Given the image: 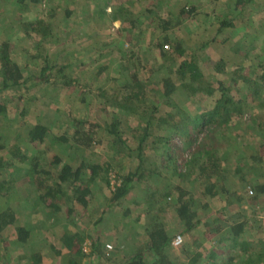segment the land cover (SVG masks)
Masks as SVG:
<instances>
[{"label":"trees","instance_id":"obj_1","mask_svg":"<svg viewBox=\"0 0 264 264\" xmlns=\"http://www.w3.org/2000/svg\"><path fill=\"white\" fill-rule=\"evenodd\" d=\"M51 1H66L69 6L64 11L59 10L55 6H47ZM73 1L75 0H17L20 6L13 9L17 16L14 13L5 14L6 18L16 20L14 22L23 30L29 45L36 46V55L29 56L27 63L39 66V73L37 77L35 72L32 73L27 67L22 66L23 59L14 57L12 43L7 39L8 34L3 35L1 32L0 94L7 90L15 92L17 94L15 100L18 101V106L22 105L21 115L24 118L32 102L40 99L39 96L31 95V89H36L39 85L37 80L41 84L55 81L65 90L75 85L83 99L95 95L96 110L106 117L107 128L90 121L86 112L83 118L77 110L72 111V116H67L68 120L59 133H53L48 120L46 122L39 118L32 120L31 123L27 121L28 126L23 138L29 144L27 148L16 143L11 146L0 143V173L9 167H17L18 164L23 165L27 162L30 164L27 174L21 179L14 177L7 182L6 180L0 182V246H3L4 251L7 250L5 232L10 227L17 233V242L27 244L30 241L35 230L31 224L20 222L21 214L29 210V213L35 214L34 216L36 213L45 215L46 221L38 219L36 223L41 225L51 223L50 220L53 218L58 220L59 214L69 205H73L68 210L69 215H75L76 206L88 207L92 183L102 180L107 183L112 195L106 212L108 209H116L123 205L140 184L147 185L145 196L149 200L146 201L145 215L137 214L135 220L129 224L132 231L139 228L141 231L135 238L126 234L109 244L102 240L99 234H87L75 228L68 229L62 235L61 241L71 264H78L77 259L82 258H93L103 264H264V249L259 252L253 251L258 241L250 238L256 224L260 222L258 221L260 217L256 215H264V205L258 199L264 196V167H259L263 166L264 158L261 154L264 151V140H261L264 136V55L258 57L250 73H246L242 66L229 72L224 61H218L215 71L223 72L222 74H226L228 78L227 82L218 80L215 83L213 77H207L209 73L201 67L198 53L189 52L180 40L171 38L173 30L181 26L182 16L191 15L194 9L186 10L182 7L177 18L158 16L152 19L156 24L152 42L155 53L158 54L157 61L158 58L162 59L163 65L150 70L147 75L145 72L152 67L146 66L144 59L139 61L140 56L137 55L140 49L126 50L125 43L114 39L110 42L120 41L118 50L121 51V55L123 52V56L119 58L122 61L115 74L112 75V64L103 65L95 70L97 85L91 82L82 86L79 78L69 75V70L77 67L73 69L72 63H55L46 47H43L45 43L57 41L61 31L57 22L61 21V15L64 14L68 23L70 21L68 19L75 14L74 8L70 5ZM82 1L94 4L95 8L109 2V0ZM126 1L117 0L112 5L110 13L106 8L103 9L99 16L103 20L100 21L102 26H98L97 29L110 30L107 24L113 28L111 25L119 22L123 28V25L126 26L117 31L124 32L130 28L135 29L137 22L142 23V19H138L134 11L132 12L125 4ZM251 2L253 0H238L234 10L243 13L247 11ZM136 3L142 5L143 0H137ZM32 9L33 11L38 9L40 13H36L37 15L28 13L34 17L24 20L22 16L25 10ZM222 28H235V25L222 21ZM162 39L163 41L159 42ZM98 54H100L98 58L106 56L100 52ZM91 61L95 64L98 59ZM105 75L103 87H99L98 83H101ZM190 85L198 93L207 94L208 98L201 94L199 97L202 98L187 97L185 105H181L177 99L184 94L183 89L190 88ZM213 96L215 98L210 101V97ZM83 99L82 102H86V99ZM25 101L27 102L23 104ZM0 117H8V106L5 104L0 105ZM129 119H135L137 125L129 131L130 136L127 137L125 135L127 131L122 128ZM241 129L246 133L255 134L260 147L254 154L242 155L241 159L237 160V165H231L230 155L236 147L239 149L237 143L239 141H236L239 138L236 136L235 142L232 143L229 132ZM102 132L111 137L115 153L118 154L116 160H127V163L134 166L124 168L122 171L125 174H122V178L120 174L111 177L112 163L104 159L88 162L84 159L86 153L97 143L100 145ZM176 139L184 146L179 151L180 159H184L185 150L190 149V157L182 166L178 165L176 156L174 158L172 155V150L176 148L174 144ZM46 141H50L51 144L57 143L60 150L72 148L81 158L79 166L75 168L69 163H64L57 155L50 162H45L43 159L47 153L40 151L36 144L41 147ZM193 146L195 148L192 149ZM34 149H37L35 153ZM260 149L263 150L259 151ZM153 153L162 157L164 168L173 167L181 180V185L170 187L163 177L161 167L150 162ZM250 160L254 163L249 169L255 172H252L254 175L249 173L245 176L242 171ZM236 174L240 175L242 183H248L244 189L246 199L239 195L241 191L237 185L234 190L226 185L227 180ZM254 177L263 182L257 180L255 185L250 186ZM189 178L192 184L202 189L203 197L226 200L220 210L224 217L220 219L213 217L211 220L212 214L205 212L207 207L202 210L196 207L193 202L195 197L182 186ZM27 184L30 193L34 194V198L30 199L33 201L30 207L26 201L21 205L13 202L16 196H21L23 192L18 185L24 187ZM15 186L18 191L12 190ZM154 186L159 188L153 189ZM160 186L164 188L161 191ZM23 197L22 195L21 198ZM245 201L248 206L256 204L260 211L254 212L256 215L250 217ZM139 204L141 207L144 206L143 203ZM50 208L54 212L46 216V211ZM168 208L169 213H173L175 219L180 222L181 231H173L164 222ZM131 215L132 211L128 209L122 217L128 218ZM177 237L182 238V243L174 246ZM107 245H111L112 250L109 251ZM61 253V250L56 251L57 256ZM30 255V259L22 264H43L41 251L34 250Z\"/></svg>","mask_w":264,"mask_h":264},{"label":"rangeland","instance_id":"obj_2","mask_svg":"<svg viewBox=\"0 0 264 264\" xmlns=\"http://www.w3.org/2000/svg\"><path fill=\"white\" fill-rule=\"evenodd\" d=\"M116 1L117 0H109L107 4L105 3L106 5L102 4L100 8H95V5L90 4V2L82 0L73 1L70 5L74 8L75 14L68 19L70 21L66 23L64 14H62V17L60 18L61 21L57 22L60 24L61 29V31L59 30L60 32L57 41L50 42L48 44L45 43V46L43 45V47H46L48 50V53L51 54V59L55 63H72L73 69L74 67H77L72 71L69 70V75L79 78L82 86L91 82H93L94 85H97L98 78L95 70L103 65L112 64V75L115 74V70L119 67L120 61H122L119 60V58L123 56V52L121 55V51L118 50L120 41L125 43L126 50L137 48L135 51H138L140 49L137 55L140 56L139 61H143L144 59L145 65L152 67L145 72L147 75L150 70L163 65L162 59L158 58L157 61L156 55L158 54L155 53L154 42H152L153 31L156 28V24L152 22V19L158 16L164 18H177L176 16H178L182 7H185L186 10L191 8L194 9L191 15L185 14L182 16L180 21L182 24L180 27L173 30L174 33L171 34V38L180 40L189 52L198 53L201 67L204 71L209 73L207 77H213V81L215 83H217L218 80H224L227 82L228 78L226 74H222L223 72L218 73L215 71V66L218 61H224L229 72L242 66L246 69V73H250L252 65L258 61V57L264 55V0H253V2L248 5L247 11L243 13L235 11L238 0H143L142 5H139L140 3L137 4V0H127L125 4L131 8L136 17H138V19L141 18V21L143 22H137V27L135 29L130 28L124 32L117 31L123 28L119 22L111 25L113 28H110V25L107 24V28L110 30H98L97 27L102 26L100 21L103 20H101L99 16L103 9L106 8V11L110 13L112 5ZM49 4L47 6H55L59 10L63 9V11L69 6V3L66 1H51ZM19 6L20 5L17 3V0H0V33L2 32L3 35L8 34L7 39L12 43L15 55L14 57L23 59L21 62L22 66L27 67V70L32 73L35 72L38 77L39 66L29 65L27 63L29 56L36 55V46L29 45L28 41L25 40L24 32L19 29L16 22H14L16 21L15 19L6 18L10 13H14L15 16H17L13 9L16 7L18 8ZM148 10H150V12H146ZM233 11H235V14ZM59 12L61 13L62 11ZM28 13H34L37 15L36 13H40V10H25L24 15L22 16L24 20L32 19L34 17L33 15H28ZM5 14L7 15L5 16ZM222 21L234 23L235 28H222ZM123 26L125 28L126 25ZM246 32L248 34H246ZM250 34L252 35L251 37L249 36ZM247 35L249 37H247ZM114 39H118L120 41H117L116 43L110 42ZM161 41H163V39L159 42ZM43 47H41V49ZM99 52L101 54H106V56L98 58V55H100L98 54ZM125 53L126 51L124 54ZM96 58L98 61L93 64L91 60ZM127 63L131 64L129 61H127ZM154 74H156V72H154ZM158 74L160 75L159 72ZM105 79L106 75L102 78L101 83H98L99 87H103V81ZM37 82L39 85L36 86V89H31V95L36 97L39 96L40 99L32 102L33 104L24 118L21 115L22 105L18 106V101L15 100L17 94L8 90L0 94V105L5 104L8 106V117H0V143H5L7 146H11L16 143L21 147L27 148V145L29 144L26 143L23 138L29 121L31 123L32 120H37L39 118H41L42 121L48 120L53 133H59V131L64 128L69 115H73L71 114L72 111L74 112L77 110L83 118L86 112L88 117H90V121H95L101 124L104 128H107L106 117H104V115H100L96 110L97 103L94 101L95 95H90L85 98V100L83 99V95L79 94V90L74 87L75 85L65 90L61 84L58 85L55 81L50 83L54 86L48 84L47 82H43L41 84L39 80H37ZM0 87H2L1 78ZM192 87L193 86L190 85V88H184V94L178 97L177 100L181 103V105H185V99L187 97L202 98L199 97V94H201L203 97L208 98L206 96L207 94L205 95V93L202 92L198 93L195 91L196 89ZM215 96L210 97L209 100H213ZM82 99L86 102H82ZM26 102L27 101L23 104ZM57 109H61L62 111L58 112ZM135 122V119H129L127 124L122 128V130L127 131L125 134L127 137L130 136L129 131L137 125V122L136 124ZM229 133L232 136L230 138L233 141L232 143L235 142L234 139L236 136L239 138V140L236 139V141H239L237 142L239 149L236 147L237 151L232 150L233 153L230 155L231 165H237V160L241 159L242 155L245 156L248 155V153L254 154L260 147V142H258L256 135L253 133H246V131H243L242 129L239 131L231 130ZM102 134V142L100 145L97 143L91 151L86 153V157H84V159L87 162L89 160L104 159V161H108L113 164L111 177L120 174L122 178V174H125L122 170L124 168H134V166L127 163V160H116V156L118 154L115 153L111 137H109V135L105 132H102ZM198 140L197 143H199ZM261 140H264V136L261 137ZM56 144L57 143L54 142L51 144L50 141H46L43 145H41V147H39V144H36L40 151H46L47 153L43 160L45 162H50L57 155L63 159L64 163H69L75 168L78 167L81 162V158L75 154L74 150L72 148L60 150L59 145ZM174 144L177 149L174 148L172 150V155L174 158L176 156V162L179 166H182L184 165L185 160L190 157V149H186L184 152V159H180L181 155L179 154V151L180 149H183L184 146L182 142L177 139ZM195 146H193L192 149L195 148ZM261 150L263 149H260L259 151ZM36 151L37 149H34V153ZM261 154L264 156V151H262ZM150 162L156 163L161 167L162 173L164 174L163 177L165 181L169 183L171 188L179 184L181 185V180L176 175L173 167H163L164 164H162V162L164 161L161 156L153 153L152 157H150ZM253 163L254 162L252 160L247 162V165L242 171L243 175L247 176L249 173L252 175V172H255L249 169ZM29 165V162H27V164H18L17 167L7 168V171H4L5 173H0V182H4L5 180L7 182L14 177L21 179L22 176L27 174L30 167ZM259 167H264V158L263 166ZM257 180L258 179L254 177L253 181L250 182L251 184L249 183L250 186L255 185ZM186 182L187 183L184 185L182 184V186L185 189H188L191 192V195L195 197L193 202L196 204V207L200 210L207 207L205 212L212 214L211 220L213 217L220 219L225 216L220 213V210H222L226 200H220L219 198L212 200L209 197L205 198L202 196V189L197 185L192 184L190 178ZM258 182L263 181L258 180ZM92 184V194L88 197V207L82 208L81 206H76L75 215H69L68 213L69 208L71 206L73 207V205L67 206L59 214L58 220L53 218L50 220L51 223L47 222L46 225L36 224L38 219L42 222L46 221L45 215L36 213L37 215L34 216L35 214L33 213V215L32 212L29 213V210L20 215V222L27 225L31 224V227L35 230L30 241L24 246L26 252L30 254L32 251L38 250L43 253V256L47 257L57 256L56 251L59 250L62 252L64 251L63 254H66L67 252L64 249L61 237L64 232L71 228L79 229L80 231L83 230L87 234H99L102 240L109 244H112L111 242L116 241V239L122 237V235L126 236L127 234L132 238L139 235L138 233H140L141 228H139V230L137 229L136 231H132L129 224L135 220V216H137V214H144L147 209L146 201L149 200L148 197L145 196L147 185L144 183L140 184L135 188V190H133L123 205H120L119 208L116 209H108V212H106L109 199L112 196L111 191L108 188L107 183L102 180L100 182H93ZM226 185L231 190H234L237 185V188L241 191V194L239 195L246 199L244 189L247 188L246 186L248 183H242L240 175L236 174V176L233 175L230 177V179L227 180ZM18 188H21L20 190L23 192L21 196H16L13 202L21 205L26 201L30 207L33 203L30 199L34 198V194L30 193L28 184L24 187H19L18 185ZM156 188L159 187L154 186L153 189ZM162 189H164L163 186H160V191ZM12 190L18 191L17 186H15ZM65 192H67V189H65ZM173 193L176 194L175 191H173ZM22 195L25 198H21ZM258 199L261 201L262 205H264V196H260ZM138 203H143L144 206L141 207ZM245 205L247 207V211L251 215L250 217L255 216L256 213L254 212L259 211L256 204H250L248 206L245 201ZM128 209H131L132 215L128 218H123L122 215ZM156 210L153 212L154 215L156 214ZM168 210L169 208L167 211ZM53 212L54 211L50 208L46 211V216ZM167 214V218H165L166 216L164 217V222L167 223L173 231H181V224L175 219L173 213L170 214L168 211ZM256 216L259 217L258 215ZM258 221L260 222H258L256 226L254 225L255 229L250 235V238L258 241L254 245L253 251L259 252L264 249V223L259 218ZM43 226L45 227L41 228ZM5 238L6 241L10 242L9 250H12L11 255L20 251L19 249H22V244L17 243V233L13 227L6 230ZM88 248L89 247L87 246V251H89ZM1 250L2 249H0V252H2ZM9 250H7V253ZM64 261L65 262H63V264H70L68 256H64ZM77 261L79 264H103L98 263V260L93 258H82L77 259Z\"/></svg>","mask_w":264,"mask_h":264},{"label":"crops","instance_id":"obj_3","mask_svg":"<svg viewBox=\"0 0 264 264\" xmlns=\"http://www.w3.org/2000/svg\"><path fill=\"white\" fill-rule=\"evenodd\" d=\"M7 243H8L7 250H9V243L10 242H7ZM17 243H19V242H17ZM24 246H25V244H22V249L18 248L20 251H18L17 253H14L13 255H11L12 250H9L10 253H9V251L7 253V250L4 251L2 248L3 246H0V249H2L1 250L2 252H0V264H22L23 262L29 260L30 256H31L30 254L32 252L30 254L28 252H26L24 249ZM64 256H66V254H63V252L61 253L60 256H54V257L42 256L43 257V264H63V262H65Z\"/></svg>","mask_w":264,"mask_h":264},{"label":"built area","instance_id":"obj_4","mask_svg":"<svg viewBox=\"0 0 264 264\" xmlns=\"http://www.w3.org/2000/svg\"><path fill=\"white\" fill-rule=\"evenodd\" d=\"M250 193H252V191H250ZM257 208L260 211V207L258 206ZM259 217L262 220V222L264 223V215H260ZM181 243H182V238L181 237H177V239L174 241L173 245L174 246H179ZM107 249L109 251L112 250V246L111 245H107Z\"/></svg>","mask_w":264,"mask_h":264}]
</instances>
